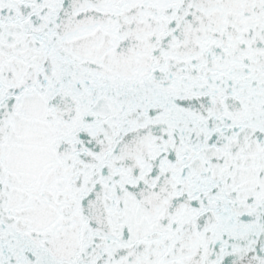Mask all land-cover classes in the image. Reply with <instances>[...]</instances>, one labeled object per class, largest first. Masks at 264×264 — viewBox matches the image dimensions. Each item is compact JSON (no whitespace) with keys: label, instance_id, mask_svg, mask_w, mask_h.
<instances>
[{"label":"snow or ice","instance_id":"6c2138e0","mask_svg":"<svg viewBox=\"0 0 264 264\" xmlns=\"http://www.w3.org/2000/svg\"><path fill=\"white\" fill-rule=\"evenodd\" d=\"M0 264H264V0H0Z\"/></svg>","mask_w":264,"mask_h":264}]
</instances>
